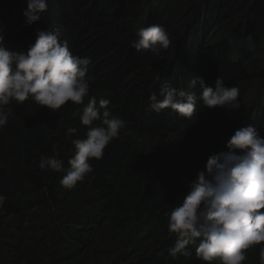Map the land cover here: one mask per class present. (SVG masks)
Masks as SVG:
<instances>
[{
	"label": "trees",
	"instance_id": "obj_1",
	"mask_svg": "<svg viewBox=\"0 0 264 264\" xmlns=\"http://www.w3.org/2000/svg\"><path fill=\"white\" fill-rule=\"evenodd\" d=\"M47 4L29 26L22 15L27 0H0L5 46L26 52L37 28L58 32L73 55L90 60L84 103L93 96L97 106L109 100L108 110L124 126L103 158L91 161L93 173L66 189L60 180L73 145L65 133L75 127L72 139L84 138L87 126L78 114L84 105L69 101L52 111L28 99L6 106L11 115L0 128V264H206L196 256L199 241L189 246L190 256L169 254L176 237L167 218L208 157L227 151L235 130L251 124L264 136V0ZM153 24L167 29L169 48L159 56L132 49L136 30ZM192 77L213 88L218 77L237 86L240 109L204 107L199 84L188 88ZM165 83L194 91L197 114L189 119L171 108L150 111V95L159 97ZM54 152L65 171H42L41 154ZM258 248L248 249L242 264H259Z\"/></svg>",
	"mask_w": 264,
	"mask_h": 264
},
{
	"label": "clouds",
	"instance_id": "obj_2",
	"mask_svg": "<svg viewBox=\"0 0 264 264\" xmlns=\"http://www.w3.org/2000/svg\"><path fill=\"white\" fill-rule=\"evenodd\" d=\"M47 7V0H27L22 13L25 24L31 26L39 21ZM135 37L130 44L132 49L147 50L155 56L172 43L167 29L157 24L138 28ZM4 40L0 34V128L9 122L11 110L6 106L12 101L23 104L31 99L52 111L69 101L84 105L78 110L79 120L87 126L84 138L72 139L77 132L75 127H68L65 133L73 145V155L60 184L73 189L93 173L91 161L103 158L124 121L108 110L107 99H100L99 106L94 96L84 103L90 91V60L73 55L67 42L59 40L58 32L37 28L35 42L26 52L7 48ZM197 84L202 89L204 107L240 109V89L227 86L222 77L217 78L214 88L202 77H192L188 88L195 89ZM196 99L194 91L174 89L165 83L159 97L155 92L150 95L149 110L160 113L171 108L190 119L197 114ZM226 147L227 151L208 157L205 170L189 183L182 205L168 215V232L176 237L168 251L172 257H187L191 255L189 246L199 241L196 256L206 264H242L247 250L258 245L259 264H264V136L254 125L241 126ZM39 168L65 171L64 160L58 152L41 154ZM4 202L5 197L0 195V208Z\"/></svg>",
	"mask_w": 264,
	"mask_h": 264
},
{
	"label": "rangeland",
	"instance_id": "obj_3",
	"mask_svg": "<svg viewBox=\"0 0 264 264\" xmlns=\"http://www.w3.org/2000/svg\"><path fill=\"white\" fill-rule=\"evenodd\" d=\"M243 51H245V49H243ZM233 60H234V58H233Z\"/></svg>",
	"mask_w": 264,
	"mask_h": 264
}]
</instances>
